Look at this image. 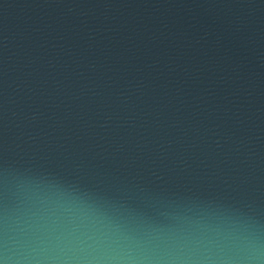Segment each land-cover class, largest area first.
<instances>
[{
  "label": "water",
  "instance_id": "1",
  "mask_svg": "<svg viewBox=\"0 0 264 264\" xmlns=\"http://www.w3.org/2000/svg\"><path fill=\"white\" fill-rule=\"evenodd\" d=\"M4 168L264 229V0H0Z\"/></svg>",
  "mask_w": 264,
  "mask_h": 264
},
{
  "label": "clouds",
  "instance_id": "2",
  "mask_svg": "<svg viewBox=\"0 0 264 264\" xmlns=\"http://www.w3.org/2000/svg\"><path fill=\"white\" fill-rule=\"evenodd\" d=\"M0 264H264V229L211 204L147 215L46 170L4 168Z\"/></svg>",
  "mask_w": 264,
  "mask_h": 264
}]
</instances>
